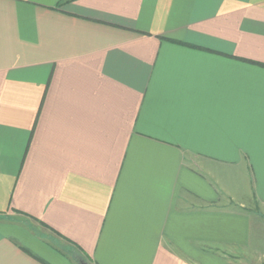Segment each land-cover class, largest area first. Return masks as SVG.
Returning <instances> with one entry per match:
<instances>
[{"label": "crops", "instance_id": "crops-1", "mask_svg": "<svg viewBox=\"0 0 264 264\" xmlns=\"http://www.w3.org/2000/svg\"><path fill=\"white\" fill-rule=\"evenodd\" d=\"M0 0V264H264V0Z\"/></svg>", "mask_w": 264, "mask_h": 264}, {"label": "trees", "instance_id": "trees-1", "mask_svg": "<svg viewBox=\"0 0 264 264\" xmlns=\"http://www.w3.org/2000/svg\"><path fill=\"white\" fill-rule=\"evenodd\" d=\"M67 1H70V0H64V1H62L61 3H59L58 6H59L60 4H63V3H65V2H67ZM71 1H72V0H71Z\"/></svg>", "mask_w": 264, "mask_h": 264}]
</instances>
